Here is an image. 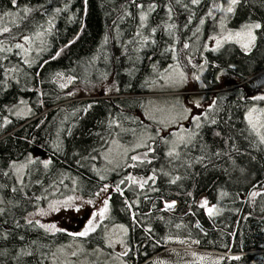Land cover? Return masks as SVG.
<instances>
[{"label":"trees","instance_id":"1","mask_svg":"<svg viewBox=\"0 0 264 264\" xmlns=\"http://www.w3.org/2000/svg\"><path fill=\"white\" fill-rule=\"evenodd\" d=\"M219 1L0 0V264H49L56 248L75 239L109 250L103 225L113 223L127 227L125 264H156L172 237L226 253L215 264H264V130L257 138L245 120L260 102L249 83L264 70V0H238L228 22L232 29L261 25L249 52L227 42L199 54L203 100L214 106L190 139L172 144L179 126L157 125L143 104L150 83L170 67L187 70L183 55L218 30ZM219 73L236 82L219 87ZM63 76L72 85L61 87ZM103 78L112 92H79ZM20 99L27 115L13 111ZM143 135L151 150L142 160L93 168L113 139ZM36 148L47 166L33 160L16 185L11 163ZM71 180L87 197L106 187L109 212L96 230L82 237L27 220L46 194ZM170 200L176 207L161 209Z\"/></svg>","mask_w":264,"mask_h":264},{"label":"rangeland","instance_id":"2","mask_svg":"<svg viewBox=\"0 0 264 264\" xmlns=\"http://www.w3.org/2000/svg\"><path fill=\"white\" fill-rule=\"evenodd\" d=\"M228 6L229 0H220L218 2L213 11L219 17L218 30L207 36L201 47H198L200 43L192 44L189 48V53L183 55V64L188 68L187 70L178 66L170 67L160 75L158 80L149 84V91L151 93L143 103L145 113L159 126H179V129L173 131L170 138L174 145L184 139H190L191 132L199 124V121L195 119L196 117L205 115V118L210 119L212 116L213 101L208 104L203 100L204 95L207 94V91L203 90L206 84L203 78L206 66L205 62L199 57V54L202 55L206 50L214 51L219 49L227 42L237 44L244 52H249L253 47L255 39L248 48H245L243 45L249 42L250 37L247 36L249 27L256 23L246 24L238 29L230 28L228 22L233 16L236 4L233 5L231 13L226 11ZM255 29L254 27L251 28L252 36L254 37ZM201 33L197 39H201ZM236 33H240L241 35L238 37ZM229 36V39H225V37ZM218 40L221 42L219 47H217ZM185 45H183L184 48H186ZM263 71L258 72L257 75L250 78L252 80L249 85L255 91L254 97L264 96ZM217 76L220 80L219 87L228 86L236 82L235 78L225 73H219ZM72 82V76H63L57 79V83L61 87L72 85ZM208 82L211 83V80H208ZM113 90L114 86L110 85V80L103 78L97 84H94L92 88L85 91L80 89L79 92L84 94L102 92L105 94V92L110 93ZM20 100V105H12L13 111L20 115H27L29 109L24 99ZM259 101V103L248 107L245 113V120L257 138H261L264 130V100L259 99ZM206 105L209 106L205 108ZM250 112L252 113L253 122L256 124L255 129L248 120ZM149 144L150 139L148 135L132 139L127 143L115 138L100 155L99 164H94L93 168L100 172L112 171L129 161L131 163L133 161H140L142 160L141 155H145L151 150ZM171 149L172 147H170L169 153L172 151ZM134 157L136 159H133ZM35 159H40L44 163H47L49 157L45 155L42 149L36 148L26 160L11 163L16 185L20 186L22 184L26 167ZM105 200L108 201V196L104 185L93 197H87L76 187V180H71L46 194L44 196V203L29 212L27 220L37 222L50 232L66 231L78 235V233L85 231L89 227L96 230L107 218L109 201L108 210L103 218L99 215L100 210L104 208ZM171 203V201H164L163 208L171 209L166 207V205ZM208 207L214 209L212 205H206V212ZM76 213L81 215L80 219H69ZM90 221L91 224L89 223ZM67 223L71 225H67ZM103 228V236L109 250L92 247L81 242L79 239H75L65 246L56 248L52 252L49 264H125L124 255L127 252L125 240L127 227L121 223H113L105 224ZM92 232L89 231L88 234ZM222 254L226 253L202 251L195 247L192 240L172 237L169 239L167 246L156 255L155 263L185 264L188 262H203L215 264L221 260ZM228 255L235 256L233 254Z\"/></svg>","mask_w":264,"mask_h":264},{"label":"snow or ice","instance_id":"3","mask_svg":"<svg viewBox=\"0 0 264 264\" xmlns=\"http://www.w3.org/2000/svg\"><path fill=\"white\" fill-rule=\"evenodd\" d=\"M192 2H193V3H197L198 0H192ZM12 3L15 5V4H16V0H12ZM236 3H238V0H229V6H228V8L226 9V11L229 12V13H231V12L233 11V5H235ZM24 11L27 12V11H29V10H28V9H25ZM141 19H143V17H142ZM252 27L258 29V28L261 27V25H260V24H255V25H252L251 27H249L248 32H247V36L250 37V39H249L248 44L243 45L245 48H248L249 45L251 44V42L255 39V37L252 36V32H251V28H252ZM4 31L7 32L8 29H7V28H4ZM230 35H231V34H230ZM240 35H241L240 33H236V36L239 37ZM229 38H230V36H229V37H225V39H229ZM220 43H221V42L218 40V41H217V47H219ZM17 47H20V45H17ZM185 47H187V45H185ZM255 99L264 100V96H261V97H255ZM253 111H255V110H253ZM195 119H196V120H199V117H196ZM248 120H249V123H250V124L253 126V128L255 129L256 124L253 122V119H252V113H251V112L249 113ZM262 142H264V141H262ZM133 159H136V158L134 157ZM45 166H47V163L45 164ZM141 186H142V185H141ZM117 191H119V189H117ZM206 205H207V201H204V202L201 204V207H205ZM166 207H167V208H171V207H173V205L169 204V205H166ZM107 210H108V201L105 200V201H104V208H102V209L100 210V212H99V215H100L101 218H103V216H104V214L107 212ZM207 212H208V214L211 216V215L214 214V209H213L212 207H208V208H207ZM89 223L91 224V221H90ZM53 227H54V226H53ZM89 231H94V228H91V227L86 228L85 231L78 233V235H79V236H82V237H83V236H86V235H88V232H89Z\"/></svg>","mask_w":264,"mask_h":264},{"label":"flooded vegetation","instance_id":"4","mask_svg":"<svg viewBox=\"0 0 264 264\" xmlns=\"http://www.w3.org/2000/svg\"><path fill=\"white\" fill-rule=\"evenodd\" d=\"M80 217H81V215H79V214L76 213V214H74L72 217H70L69 219H71V220H72V219H76V218H77V219H80ZM71 220H70V221H71ZM67 225H71V224L67 223Z\"/></svg>","mask_w":264,"mask_h":264},{"label":"built area","instance_id":"5","mask_svg":"<svg viewBox=\"0 0 264 264\" xmlns=\"http://www.w3.org/2000/svg\"><path fill=\"white\" fill-rule=\"evenodd\" d=\"M171 205H173V207H171V208H175L176 207V205H177V202L175 201V200H171ZM169 205V204H168ZM161 209H164V210H166L165 208H161Z\"/></svg>","mask_w":264,"mask_h":264}]
</instances>
